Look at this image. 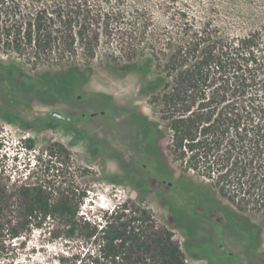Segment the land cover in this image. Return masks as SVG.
I'll list each match as a JSON object with an SVG mask.
<instances>
[{
  "label": "trees",
  "instance_id": "obj_1",
  "mask_svg": "<svg viewBox=\"0 0 264 264\" xmlns=\"http://www.w3.org/2000/svg\"><path fill=\"white\" fill-rule=\"evenodd\" d=\"M153 1L0 0V50L55 66L79 50L93 56L103 36L130 48L150 40L149 54L121 65L143 75L160 104L172 159L199 185L264 217V0H161V27L149 16ZM0 81L10 97L9 78L0 72ZM28 141L37 153L27 174L0 166V264H26L35 232L65 244L64 264H188L172 231L136 202L95 219L82 213L87 169L72 174L61 142L35 150Z\"/></svg>",
  "mask_w": 264,
  "mask_h": 264
},
{
  "label": "rangeland",
  "instance_id": "obj_2",
  "mask_svg": "<svg viewBox=\"0 0 264 264\" xmlns=\"http://www.w3.org/2000/svg\"><path fill=\"white\" fill-rule=\"evenodd\" d=\"M160 2L148 9L151 22L161 27L166 19ZM99 45L93 56L79 50L55 66L0 50V72L11 86L7 97L0 81V166L27 174L37 153L26 147L29 138L35 150L61 142L71 152L72 174L87 169L82 183L88 198L81 206L86 216L95 219L130 200L172 231L188 264H264V217L199 185L191 171L185 176L170 155L160 104L152 100L144 76L121 65L142 50L149 54L150 40L141 38L130 48L103 36ZM65 61L77 66L67 68ZM52 110L68 119L50 116ZM251 236H260L259 242L249 244ZM26 247V264H64L60 258L69 255L61 240L38 232Z\"/></svg>",
  "mask_w": 264,
  "mask_h": 264
},
{
  "label": "water",
  "instance_id": "obj_3",
  "mask_svg": "<svg viewBox=\"0 0 264 264\" xmlns=\"http://www.w3.org/2000/svg\"><path fill=\"white\" fill-rule=\"evenodd\" d=\"M50 115L58 117V118H62V119H66L67 118L66 115H64V114H62L60 112H57V111H51Z\"/></svg>",
  "mask_w": 264,
  "mask_h": 264
},
{
  "label": "flooded vegetation",
  "instance_id": "obj_4",
  "mask_svg": "<svg viewBox=\"0 0 264 264\" xmlns=\"http://www.w3.org/2000/svg\"><path fill=\"white\" fill-rule=\"evenodd\" d=\"M52 111H55V110H52ZM51 112V111H50ZM50 112H49V115H50ZM64 115H66V114H64ZM50 116H52V115H50ZM67 116V115H66ZM52 117H55V116H52ZM55 118H58V117H55ZM68 119V116H67V118L66 119H64V120H67ZM173 186V185H172ZM180 201H181V203H183L182 201H183V196H181V198H180ZM220 228V227H219ZM220 230V229H219ZM220 247L221 248H223V246L222 245H220Z\"/></svg>",
  "mask_w": 264,
  "mask_h": 264
},
{
  "label": "built area",
  "instance_id": "obj_5",
  "mask_svg": "<svg viewBox=\"0 0 264 264\" xmlns=\"http://www.w3.org/2000/svg\"><path fill=\"white\" fill-rule=\"evenodd\" d=\"M115 195H118V194L115 193Z\"/></svg>",
  "mask_w": 264,
  "mask_h": 264
}]
</instances>
